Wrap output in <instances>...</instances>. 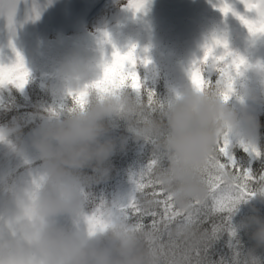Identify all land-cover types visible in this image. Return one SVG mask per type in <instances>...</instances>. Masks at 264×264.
<instances>
[{
  "label": "clouds",
  "instance_id": "clouds-1",
  "mask_svg": "<svg viewBox=\"0 0 264 264\" xmlns=\"http://www.w3.org/2000/svg\"><path fill=\"white\" fill-rule=\"evenodd\" d=\"M14 6V0H3L0 13L7 16ZM103 61L83 48L66 53L49 87L71 103L51 109L28 143L18 138L16 129L0 130V144L19 155L30 147L41 162L32 177L0 180V264H191L187 248L177 242L201 243L194 224L177 220L168 226L172 247H167L159 233L139 226L119 204L90 200L91 184L111 170L117 149L111 133L121 121L135 139L153 144L159 163L152 178L188 212L195 202L210 199L208 173L220 159L221 142L240 139L257 151L260 125L250 108L264 105V60H247L238 74L219 75L211 85L191 82L162 102L153 99L151 107L138 90L129 91L128 79L122 83L116 76L97 85ZM81 92L86 94L77 102ZM233 98L237 103L230 102ZM217 171L226 187L235 183L231 170ZM250 190L264 200V181L257 180ZM138 202L146 207L140 197ZM93 216L99 225L90 224ZM243 224L252 229L256 246L264 248V219L253 215ZM243 264L264 260L250 250Z\"/></svg>",
  "mask_w": 264,
  "mask_h": 264
},
{
  "label": "trees",
  "instance_id": "trees-1",
  "mask_svg": "<svg viewBox=\"0 0 264 264\" xmlns=\"http://www.w3.org/2000/svg\"><path fill=\"white\" fill-rule=\"evenodd\" d=\"M169 8L171 7L169 6ZM205 10H207L205 18L195 20L193 17V20L196 25L199 23L198 28L209 27L206 31L207 35L212 31L216 34L218 28L221 29L225 23L223 18L225 15L220 16L209 7ZM144 12L145 18L138 21L132 30L130 27H117L115 33L106 35V39L99 42L100 46H95L96 50L93 54L98 55L101 60L111 59L113 51L119 50L124 53L132 44H135L137 56L135 71L141 83V88L138 91L145 101H147L149 91L153 92V99L162 102L175 91L190 86L192 82L190 73L194 62L201 67L204 79L210 81L211 84L215 83L220 75L218 68L211 58L208 62H203L204 45L208 43L207 38L203 37V45L196 46V41L193 44L194 33L181 29V19H184L190 26L189 20L185 16H181V11L173 12L170 9L164 18L157 15L149 17L148 12ZM173 17L175 19H172ZM248 17L253 16L248 15ZM171 20L173 25L170 23ZM230 20L231 18L228 17L226 31L232 33V39L223 34L228 41L229 48L236 53L247 52L243 44L238 47V44L241 43L240 40H243L242 28L240 25L231 27ZM190 38H192L191 41ZM256 50L258 52L260 48ZM193 51L197 58L190 61L189 58ZM29 52H33V49H30ZM222 52L223 47L218 53ZM6 57L9 60L14 57L17 59L16 55L10 52H7ZM145 59L148 60L147 63L144 62ZM0 64L11 63L2 62ZM41 64H48V62L42 60ZM25 67L29 75L27 83L22 88L17 87L14 83H11L13 86L0 85V130L16 129L18 138L22 142L28 143L33 131L39 127L49 111L61 104H70L71 98L57 97L51 91L50 84L39 83L38 85V81L32 84V76L40 68L29 69L26 65ZM129 91L136 94L137 90L129 88ZM234 99L230 102L232 103ZM256 108L255 115L260 125L257 151L250 153L244 147L236 144L229 145L228 151L235 161V168L241 171L248 170L258 179L260 176H264V105H256ZM111 135L117 142L116 152L110 161L111 170L106 178L91 184L90 200L94 203H99L101 200L112 201L124 207L135 189L134 176L152 159L156 158V154L153 144L142 139H135L132 134L127 132L123 121L119 122V127L113 130ZM227 159V157H221L222 162H227ZM160 163L162 166H167L166 159L161 160ZM40 168L41 162L35 150L29 147L26 153L19 155L12 152L6 145L0 144V180L6 176L29 178L37 174ZM86 171L88 174L94 175L91 169ZM255 185L256 181H252L251 186L254 188ZM127 188L131 189L129 198L122 200L121 194ZM136 195L138 196L139 193ZM249 198L254 200V204H259V208L264 212V200L255 195L249 196ZM140 199L146 207H156L150 203L153 199L150 195H143ZM197 207L194 225L202 239L201 243L197 245L198 256L194 252L191 254V264H243L245 254L250 250H254L255 254L264 260V248L256 246L255 241L251 238L252 229L246 228L243 224V221L251 217L250 211L241 214L235 221L234 213L228 209H217L211 198ZM259 217L264 219V216ZM130 218L134 221L137 219L136 216H130ZM142 222L146 225L150 224L151 218L145 217ZM161 242L166 246L170 244L167 235ZM177 243L182 248L195 247L190 241L183 243L178 241Z\"/></svg>",
  "mask_w": 264,
  "mask_h": 264
},
{
  "label": "rangeland",
  "instance_id": "rangeland-1",
  "mask_svg": "<svg viewBox=\"0 0 264 264\" xmlns=\"http://www.w3.org/2000/svg\"><path fill=\"white\" fill-rule=\"evenodd\" d=\"M227 2L237 12L247 16H255L254 11L245 9L242 0H227ZM219 3L221 0H146L144 10L136 12L129 9V0H16L13 27H9L7 16L0 13V63L9 62L13 64L16 58L9 60L6 57L7 52L13 55L19 52L29 69L40 68V70H36V77H34L35 75L32 76V84H35V81H38V85L39 83L51 84L58 62L66 53L77 48L87 49L94 53L95 46H100L99 42H103L106 35L115 33L117 27H130L132 30L138 21L145 18L144 11L148 12L149 17L157 15L163 18L170 9L173 12L181 11V16H185L190 23L189 26L184 19H181V29L185 32L194 33L193 44L196 41V46L203 45V37H206L207 42H210L214 31L207 35L206 31L209 27L198 28L199 23L196 25L193 17L195 20L205 18L207 7L215 10L220 16L223 15L217 6ZM36 11L39 13L38 17L35 16ZM228 17L231 18L229 22L231 27L240 25L243 30V40H240L241 43L238 44V47L243 44L247 52L239 51L238 54L246 59L252 55L247 59L250 61L264 60V34L253 36L248 32L246 26H242L243 23L240 19L232 13L223 17L225 23L221 29L218 28L216 35L226 34L232 39V33L226 31ZM170 23L173 25L172 20ZM221 47L214 49L215 55H219ZM259 48L260 50L257 52L256 49ZM30 49H33V52H29ZM196 58L197 56L193 51L189 60L194 61ZM42 60H47L48 64H41ZM2 86L13 85L7 83ZM232 103H237V101L234 99ZM256 109V105L250 108L254 114ZM232 144L245 148L246 141L232 139L229 145ZM248 151L250 153L255 152L249 147ZM130 193L131 189L127 188L122 192L121 199H128ZM253 201L252 198L242 201L237 209L231 211L234 213L235 221L238 216L249 211L250 216H264L259 204H254Z\"/></svg>",
  "mask_w": 264,
  "mask_h": 264
},
{
  "label": "snow or ice",
  "instance_id": "snow-or-ice-1",
  "mask_svg": "<svg viewBox=\"0 0 264 264\" xmlns=\"http://www.w3.org/2000/svg\"><path fill=\"white\" fill-rule=\"evenodd\" d=\"M245 9L248 11H254V17H248L247 15L237 12L235 8L227 2V0H221L218 5L220 11L227 16L228 13H232L237 16L240 21L247 27L248 32L253 36L258 34H264V0H242ZM15 6L11 8L7 13V19L9 27L14 26V16L16 11V0H14ZM146 0H129L128 6L136 12L142 11L145 8ZM35 11V10H34ZM38 11L35 12V16L38 17ZM223 47V52L219 55L214 54V49ZM115 47V46H114ZM136 45L132 44L127 52L121 53L119 50L113 51L111 59H105L102 64V83L110 78L119 76L123 83L125 79H128L130 86L133 89L139 90L141 83L137 72L135 71V65L137 63V56L135 53ZM16 61L11 65L0 64V83L11 82L16 84L17 87L22 88L27 83V77L29 75L22 55L16 52ZM211 58L212 62L218 68L220 75H231L233 72L239 73L242 66L247 64V59L233 52L229 48L228 41L224 35L214 34L211 41L204 45L203 62H208ZM148 62L147 59L144 60ZM191 80L197 87L204 85H211L210 81L204 79L201 74V67L194 62L191 69ZM86 93L81 92L75 97L77 102H80ZM153 92L149 91L147 100L151 107L153 103ZM227 98V94H225ZM229 142L227 140L221 142L218 146V153L220 159L215 161L210 167L208 173L209 188L211 196L214 201L215 207L220 210L228 209L235 201L254 195L250 190L252 181L261 180L264 181V176H260L258 179L254 177L248 170L241 171L235 168V161L229 154ZM245 150H248V146H245ZM256 151L255 149H251ZM258 154V153H257ZM227 157V162H222L221 157ZM159 163L157 158L151 160V162L143 168L133 178L135 189L133 195L128 201L127 205L123 207L125 213L129 216H136L139 226L151 227L157 233H159L161 240L166 235L167 227L177 220L184 223L194 224L196 222V212L198 211L200 202H195L192 212L178 208L171 195L163 188L161 184L156 182L152 178V171ZM217 169H229L236 177L235 183L231 187H226L220 178ZM151 190V191H149ZM136 193H139L137 196ZM143 195H150L153 199L150 202L156 207H144L138 202V197ZM150 217L151 223H143V218ZM90 224L99 225L101 221L93 216L89 217ZM167 247H172L170 244ZM195 253L198 256L197 246L185 249V253L189 259L191 254ZM174 254V252H173Z\"/></svg>",
  "mask_w": 264,
  "mask_h": 264
}]
</instances>
